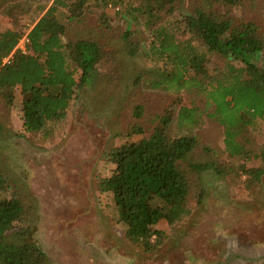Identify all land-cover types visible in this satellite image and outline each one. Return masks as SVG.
<instances>
[{"label": "rangeland", "instance_id": "obj_1", "mask_svg": "<svg viewBox=\"0 0 264 264\" xmlns=\"http://www.w3.org/2000/svg\"><path fill=\"white\" fill-rule=\"evenodd\" d=\"M52 3L0 0V34L15 31L24 38ZM66 4L56 13L67 29L65 40L96 42L105 55L92 80L77 92L65 121L46 133H24L19 89L6 91L8 102L0 96V172L7 181L0 199L14 194L32 209L29 222L16 225L26 235L8 240L34 244L47 264H229L235 259L238 264H264V179L252 187L242 173L264 165L229 158L222 128L208 119L195 132L198 146L181 164L190 186L189 215L176 225L154 227L164 237L155 254L145 255L132 244L110 196L98 192V182L114 169L108 153L149 135L162 116L174 119L179 108H203V102L194 95L133 85L138 74L154 66L148 59L151 34L145 20L128 18L137 5L133 0H66ZM197 6H202L201 0H183L180 11L161 22L179 20L180 14ZM219 11L236 24H254L264 41V0H239L236 8ZM21 40L13 53H22L17 49ZM128 44L136 51L133 58L126 55ZM227 61L209 57L206 73L218 75ZM233 64L241 66L240 61ZM255 65L264 70V51ZM137 106L143 112L139 120L133 115ZM134 126L143 135L129 136ZM178 132L171 129L172 135ZM244 144L251 154L259 152L264 147V126L250 128ZM198 164H209L219 174L189 169ZM115 255L119 257L113 259ZM127 255L135 258L129 261Z\"/></svg>", "mask_w": 264, "mask_h": 264}, {"label": "trees", "instance_id": "obj_2", "mask_svg": "<svg viewBox=\"0 0 264 264\" xmlns=\"http://www.w3.org/2000/svg\"><path fill=\"white\" fill-rule=\"evenodd\" d=\"M133 1L137 5L129 10V21L145 20L151 34L148 59L155 66L138 74L133 85L173 95H194L203 102V108H179L174 119L162 116L149 135L111 150L107 157L114 169L97 184L100 194L110 196L132 244L143 254L152 255L164 239L154 227L176 225L189 215L190 186L181 164L198 146L195 132L204 119L222 128L229 158L264 165V147L251 154L244 144L250 128L264 126V70L255 65L264 51V41L254 24H236L219 11L236 8L239 0H201L202 6L168 24L161 21L175 16L183 0ZM66 8V0H53L25 36L26 54L13 53L23 38L21 33L0 34V96L8 102L6 91L19 89L22 129L28 135L46 133L65 121L77 92L92 80L96 65L105 55L96 42L65 40L67 29L56 13ZM112 8L119 12L118 7ZM183 32L190 38H181ZM127 46L126 55L135 57L132 45ZM211 56L228 60L215 76L205 71ZM237 61L240 67L233 64ZM133 115L141 119V107L137 106ZM173 127L181 133L172 135ZM128 135H143V130L134 126ZM189 169L197 174H219L209 164ZM242 173L252 187L260 186L264 179L262 168ZM6 187L0 172V191ZM31 215V207L19 196L0 199V264H47L45 254L34 244L8 240L26 235V230L16 225L28 223Z\"/></svg>", "mask_w": 264, "mask_h": 264}, {"label": "built area", "instance_id": "obj_3", "mask_svg": "<svg viewBox=\"0 0 264 264\" xmlns=\"http://www.w3.org/2000/svg\"><path fill=\"white\" fill-rule=\"evenodd\" d=\"M116 11H117V9H116ZM28 42H27V39H26V37H24L22 40H21V42H20V44L21 45H23V46H20V44H19V46H18V48L17 49H19V50H22L21 52H22V54H25V45L27 44ZM11 57H8L7 59H5L4 61H3V63H7L8 62V60L10 59Z\"/></svg>", "mask_w": 264, "mask_h": 264}, {"label": "crops", "instance_id": "obj_4", "mask_svg": "<svg viewBox=\"0 0 264 264\" xmlns=\"http://www.w3.org/2000/svg\"><path fill=\"white\" fill-rule=\"evenodd\" d=\"M127 256L129 257V261H130L131 259H134V258H135L134 256H131V255H127ZM114 257H119V256L115 255V256H113V259H115ZM120 258H121V256H120ZM123 258H124V257H123ZM114 264H115V263H114ZM116 264H120V262L117 261Z\"/></svg>", "mask_w": 264, "mask_h": 264}, {"label": "flooded vegetation", "instance_id": "obj_5", "mask_svg": "<svg viewBox=\"0 0 264 264\" xmlns=\"http://www.w3.org/2000/svg\"><path fill=\"white\" fill-rule=\"evenodd\" d=\"M248 254H249V253H248ZM237 257H238V258H242V256H240V255H237ZM230 262H231V263H234V262H235V263L238 264V259H237V260L235 259V260H233V261L230 260V261H229V264H230Z\"/></svg>", "mask_w": 264, "mask_h": 264}]
</instances>
